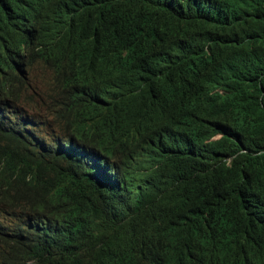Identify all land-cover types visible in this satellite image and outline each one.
<instances>
[{
    "label": "trees",
    "instance_id": "1",
    "mask_svg": "<svg viewBox=\"0 0 264 264\" xmlns=\"http://www.w3.org/2000/svg\"><path fill=\"white\" fill-rule=\"evenodd\" d=\"M0 264H264V0H0Z\"/></svg>",
    "mask_w": 264,
    "mask_h": 264
},
{
    "label": "clouds",
    "instance_id": "2",
    "mask_svg": "<svg viewBox=\"0 0 264 264\" xmlns=\"http://www.w3.org/2000/svg\"><path fill=\"white\" fill-rule=\"evenodd\" d=\"M222 134H217L213 139H219L221 138Z\"/></svg>",
    "mask_w": 264,
    "mask_h": 264
}]
</instances>
